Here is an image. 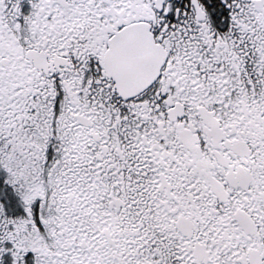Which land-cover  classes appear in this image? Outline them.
I'll use <instances>...</instances> for the list:
<instances>
[{
  "label": "snow or ice",
  "instance_id": "6c2138e0",
  "mask_svg": "<svg viewBox=\"0 0 264 264\" xmlns=\"http://www.w3.org/2000/svg\"><path fill=\"white\" fill-rule=\"evenodd\" d=\"M0 264H264V0H0Z\"/></svg>",
  "mask_w": 264,
  "mask_h": 264
}]
</instances>
